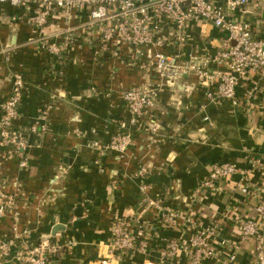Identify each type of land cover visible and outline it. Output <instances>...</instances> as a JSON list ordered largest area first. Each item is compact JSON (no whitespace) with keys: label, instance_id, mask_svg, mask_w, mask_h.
<instances>
[{"label":"crops","instance_id":"crops-1","mask_svg":"<svg viewBox=\"0 0 264 264\" xmlns=\"http://www.w3.org/2000/svg\"><path fill=\"white\" fill-rule=\"evenodd\" d=\"M27 14L25 7L0 5V119L12 76L20 73L25 89L16 127L27 131L35 124L47 125L29 135L24 168L0 146L4 191L22 202L23 223L31 231L29 245L48 239L60 246L51 258L56 264H187L182 255L174 261L161 258L168 241L189 238L179 230H159L147 253L121 259L110 253L116 220L139 214L153 220V212L141 202L143 180L137 176L141 166L151 169L146 182L152 199L189 212L206 225L217 221L224 238L238 240L237 218L261 223L255 195L264 197V80L253 73L242 78L237 97L242 100L257 92L258 100L256 106L242 103L237 108L231 101L210 103L195 75L176 83L164 80L157 107L147 111L133 144L119 154L106 147L128 118L123 93L158 86L159 79L145 75L127 59L100 54L94 42L82 41L81 48L64 44L62 56H51L48 45L58 41L53 27H32L25 22ZM80 15L85 21L86 15ZM228 18L246 22L256 35L264 36V9L249 4L229 12ZM201 29L196 23L188 29L185 54L214 55L227 45L226 34L217 28L205 26L204 33ZM170 30L167 26L165 34ZM178 50L174 45L166 53ZM93 141L100 149L91 145ZM255 157L263 168L252 174L248 194L238 186L243 177L239 173L215 196L192 202L193 191L213 164L233 163L247 171ZM23 195L30 198L29 204ZM14 223L12 215L0 220V241L9 236ZM259 227L264 237V224ZM256 246L255 239L244 241L234 264H258ZM218 251V258L204 264H229L226 251Z\"/></svg>","mask_w":264,"mask_h":264},{"label":"built area","instance_id":"built-area-1","mask_svg":"<svg viewBox=\"0 0 264 264\" xmlns=\"http://www.w3.org/2000/svg\"><path fill=\"white\" fill-rule=\"evenodd\" d=\"M6 3L26 8L25 22L28 25L38 29L53 27L54 38L58 41L48 45L51 56H62L64 44L81 48L82 41L94 42L100 54L113 59H127L145 75L155 74L159 79L158 86H145L123 93L128 118L121 121L119 132L106 147L110 151L119 154L128 151L147 111L157 107L164 80L176 83L179 78L195 75L206 89L210 103L231 101L235 108L242 103L256 106L257 92L247 93L240 100L237 88L249 73L264 80V36L256 35L246 22L229 19L228 14L243 10L249 4L264 9V0H0V5ZM80 14L86 15L85 21H81ZM75 20L77 24H74ZM193 23L202 26L203 33L205 26L217 28L226 34L227 45L214 55L185 54L187 31ZM167 26L171 30L165 34ZM174 45L179 50L173 55L167 54L166 48ZM24 89L23 76L15 73L0 119V146L19 158L22 168L27 166L26 152L31 145L29 135L36 134L38 127L47 129L45 122L30 126L27 131L16 127ZM91 145L100 149L98 141ZM262 168L261 160L256 157L251 159V167L247 171L233 163L213 164L207 178L193 191L191 200L195 204L203 203L205 197L215 196L222 190L224 182L239 173L243 177L238 186L248 194L252 174ZM151 174L147 166H141L137 171V176L143 180L141 202L143 208L153 212V220H146L139 214L114 222L108 248L116 259L147 253L159 230H179L187 233L189 238L168 241L161 252L163 260L174 261L182 255L187 264H204L206 259L218 258V249L222 248L228 254V263L234 264L241 244L255 239L257 262L264 264V237L259 230V225L264 224L263 196L255 195V209L261 223L252 219H235L238 240H231L222 236L217 221L206 225L189 212L184 213L176 206L164 207L152 199L147 193L149 184L146 182ZM4 188L5 181L0 176V220L12 215L15 223L9 236L0 241V264H56L51 258L61 247L48 239L37 245L27 243L31 231L23 223L22 202L16 195L6 193ZM23 196L29 204L30 198Z\"/></svg>","mask_w":264,"mask_h":264}]
</instances>
